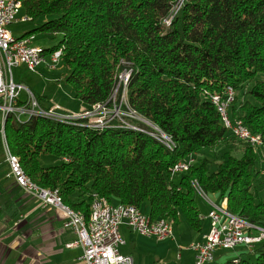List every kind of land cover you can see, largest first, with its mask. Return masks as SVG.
I'll list each match as a JSON object with an SVG mask.
<instances>
[{
	"label": "trees",
	"instance_id": "16d2710c",
	"mask_svg": "<svg viewBox=\"0 0 264 264\" xmlns=\"http://www.w3.org/2000/svg\"><path fill=\"white\" fill-rule=\"evenodd\" d=\"M21 1L31 21L53 17L24 35L61 34L58 45L43 50L63 47L61 62L70 69L67 83L76 98L86 107L106 102L129 68L128 106L176 144L171 150L127 125L95 130L41 115L21 122L10 112L8 145L33 182L59 191L64 204L88 220L93 195H101L114 204L148 205L153 220L176 226L184 219L202 233L206 218L196 181L230 212L264 227V199L255 187L263 153L236 139L239 155L231 145L216 163L195 158L235 139L208 95L226 86L237 92L231 116L264 138V0H181L180 6V0ZM242 87L249 91L240 96ZM44 155L60 163L44 166ZM189 156V170L172 177L173 166ZM233 251L223 264H264V240Z\"/></svg>",
	"mask_w": 264,
	"mask_h": 264
},
{
	"label": "built area",
	"instance_id": "2783aa9c",
	"mask_svg": "<svg viewBox=\"0 0 264 264\" xmlns=\"http://www.w3.org/2000/svg\"><path fill=\"white\" fill-rule=\"evenodd\" d=\"M181 0L179 2L180 6ZM20 3H11V0H0V111L13 112L16 119L24 122L29 120L33 114L51 115L52 120L78 119L91 123V129L98 130L99 127H106L107 124H121L140 126V132L148 134V131H158L161 137L169 142L172 137L161 134V128L154 122H142L140 113L133 112L132 106H128L127 91H125L124 80H129L128 74H120V87L113 93L106 102L96 103L85 107L80 111H69L58 104H44L29 88L16 83L13 78V67L25 65L27 69L35 71L44 66L49 70H55L61 63L63 47L59 50L50 51L52 62L39 63L34 60V36H16L9 29L14 23L19 11ZM179 8V7H178ZM177 8V9H178ZM177 10L166 20L171 23ZM30 21L31 18H24ZM9 72L10 79L6 76ZM26 90L25 97L21 93ZM236 90L232 86H226L222 91L210 93L209 98L219 108L222 122L227 123V130L237 140H243L264 153V141L261 135L253 133L251 129L239 118L231 116V104L235 100ZM1 135V134H0ZM5 153V152H4ZM9 166L8 176L27 194L36 197L44 206H55L53 194L51 197H41L39 192L30 189L29 185L16 175L8 155L5 153ZM194 162H190V156L183 162L176 163V175L189 170ZM193 187L196 192L204 198L203 189H198L196 181ZM210 205L208 214L201 218L209 219V229L201 237L190 242L188 249L195 253V264H216L215 252L219 249L234 250L240 246L252 249L256 243L264 240V227L248 222L244 217L223 211V200L220 203L204 198ZM106 204L109 202L101 195H93L91 200L92 226L90 229H83L81 216H71L69 212L58 209L66 214L65 225L74 229L78 235L75 243L83 245L84 252L76 264H134L130 254L121 252V247L126 240L122 232V226L127 225L131 230L145 237H154L158 240L175 238L174 230L170 226H162L161 218L156 219L153 227H146L144 211L132 204H114V214H106ZM238 262L236 258L234 260Z\"/></svg>",
	"mask_w": 264,
	"mask_h": 264
},
{
	"label": "crops",
	"instance_id": "0c3cea01",
	"mask_svg": "<svg viewBox=\"0 0 264 264\" xmlns=\"http://www.w3.org/2000/svg\"><path fill=\"white\" fill-rule=\"evenodd\" d=\"M3 140L4 138L1 141L6 153L5 141L3 142ZM8 172L9 166L5 154L3 156L0 153V264H76L83 254L84 248L80 243L69 245L77 241L78 235L73 228L65 225L66 214L54 206L42 205L36 197L24 192L8 176ZM204 198H209L208 193L207 197L204 195ZM223 208L228 209L225 206ZM205 220L208 221V226H205L206 231L197 233L192 228V231L185 229L183 230V237L189 239L190 242L201 237L209 229V219L206 218ZM172 222L173 228H175L174 221ZM126 226L123 225L125 228H122L126 240L125 245L132 243V246L137 249L138 243H134L136 244L134 245L133 242L136 239H138L136 242H140L139 236L142 235ZM152 238L155 239V243L157 241L158 244L165 245L161 242L166 239L156 240L154 237L144 239L151 240ZM168 239L173 240L175 238ZM185 251V254L178 253L177 259H172L168 264H195V253L188 248ZM223 251L219 249L215 252L219 256V258H215L216 264H223L228 259L221 263L218 262L217 259L226 257ZM124 254H130L135 264L136 257L132 252ZM233 257H235L234 253L229 258ZM138 262L140 264V259Z\"/></svg>",
	"mask_w": 264,
	"mask_h": 264
},
{
	"label": "rangeland",
	"instance_id": "374dc122",
	"mask_svg": "<svg viewBox=\"0 0 264 264\" xmlns=\"http://www.w3.org/2000/svg\"><path fill=\"white\" fill-rule=\"evenodd\" d=\"M19 11H21V13L17 16L16 18L17 20L9 26V29L16 36H22L25 33H28L29 31L33 30L35 27L43 24L45 21L53 18V17H45V18H40L36 21H31V20L26 21L24 20L26 14L24 11L21 10V7ZM60 41H61V34L46 35V34L36 33L34 35L33 45H38L45 49H49L54 45H58ZM41 47L39 48L43 49ZM69 72L70 69L62 62L57 66L55 70H49L42 66L37 68L35 71H31L27 69L25 65L13 67L12 70L14 81L29 88L38 98H41V101H43L44 104L47 105L48 103H50L52 105L58 103L65 110L80 111L83 108H85L86 104L80 99L75 97L73 89L67 83V76L69 75ZM6 76L8 77V79H10L9 72H7ZM128 83L129 80H127V82L124 84V87L127 84V88H128ZM248 84L249 85H247V88L249 89L254 85V82H250ZM244 88L242 87V91L240 92L241 95L239 94L240 96H242L243 93L249 91L248 89L246 88L244 89ZM25 92L26 90H24L21 93L20 95L21 98L25 97ZM236 94H235V98H236ZM6 115L7 114H4L3 116V114L0 111L1 130L3 129V127L5 129L4 124H5ZM140 117L142 122H151L141 115ZM1 136L2 134L0 135V153L4 156L5 153L3 149V143L1 141L3 139V136L2 139ZM231 145H232V150L233 152H235L236 155H239L242 152L243 148L240 145V142L238 143L236 139L232 138L230 139L229 142L223 143L222 146H220L216 150H211L208 148L202 149L200 152L195 154V158L198 161L203 156H207L213 163L214 162L216 163L219 155L223 151L229 150ZM41 163L44 166L56 165L60 163V160L59 158L52 155H44L41 159ZM257 167L260 170V175L255 182V187L258 193V197L260 199H264V153L259 157ZM210 170L211 171L215 170L214 164L211 166ZM208 196L213 202L220 203L219 196L217 197L211 193ZM196 200L198 201V204L202 210L201 214L202 215H205L206 213L208 214L209 212L208 209H210V205L207 203V201L199 194L196 195ZM224 205L225 204H223V206ZM142 210L148 214L149 206L144 205L142 207ZM205 222L206 220L203 223ZM205 226L206 227L208 226V221L206 222ZM126 227L129 228L128 226ZM170 227L173 228V225L171 224ZM122 228L125 227L122 226ZM129 229L131 230V228ZM185 229L192 231L191 227L186 223L184 219H182L181 223L175 226V230H174L175 239L173 240L166 239L163 242H161V244L165 243V245L162 246L158 244L157 241L155 243V239L153 238L151 240H146L144 239L146 237H142L138 235L141 241L136 242L138 240L136 239V241L133 242V244L138 243V245L136 246L137 249L134 246H132V243H128L127 245L121 248V252L122 253L132 252L134 257H136L135 264H139L138 259H140V264H154V263L168 264V262H171L172 259H177L178 253L180 254L186 253L185 249L190 244V241L189 239H186L182 235L183 230ZM223 250L224 249H222V251ZM223 252L225 253L226 257L223 258L221 257L220 259H217L219 263L224 262V260L233 256L234 251L224 250ZM215 258H219V256L217 255ZM252 259H255V257Z\"/></svg>",
	"mask_w": 264,
	"mask_h": 264
},
{
	"label": "bare ground",
	"instance_id": "6f19581e",
	"mask_svg": "<svg viewBox=\"0 0 264 264\" xmlns=\"http://www.w3.org/2000/svg\"><path fill=\"white\" fill-rule=\"evenodd\" d=\"M11 3H20V2H19V0H11ZM20 7L21 6L19 4V10H20ZM44 52H47V51H45L43 49H40L37 46H34V60L39 62V63L52 62V55L50 54V56H46L48 54H46ZM126 73L128 74V76H131V74H132V72H131V70H129V68L128 69H124L120 74H126ZM118 82L119 83H118L117 89L120 87V76H119V81ZM126 82H127V80H124V84ZM126 88H127V84L125 85V91L128 90V88H127V90H126ZM117 89L115 90L114 93L117 92ZM8 113H10V112H4L3 116H4V114H8ZM33 115H41V116L52 118L51 115H44V114H33ZM58 121L64 122V124L67 123V124H71V125L84 126V127H90L91 128V123H87L86 121H82V120H78V119H59ZM224 124L227 127V123L224 122ZM109 125L110 124H107L106 127H108ZM127 126L133 128L134 130H140L139 126H135V125H127ZM99 128H104V127H99ZM0 133L2 134V136L4 138V141H5L6 154L8 155V161L11 163L15 174L20 176V178H22L25 181V183H27L29 185L30 189L35 190V192H39L41 197H51V194H53V199H54L56 208L66 210L67 212L70 213L71 216H81V226H83V229H90V226H92V217L88 220L86 218V216L82 212H77L74 209H72L69 206H67L66 204H64L62 196H61L59 191L43 188V187L37 185L35 182H33L31 180V178L25 173L24 169L22 168V165H21L20 161L10 151L4 127L0 131ZM148 133L151 135V137L153 136L154 138L159 140V142H162L169 149L172 150V149H174V147H176L175 146L176 144L173 142L172 139L169 142L165 141L161 137V135L159 134L158 131H148ZM161 134L166 136V137H169L165 133H163L162 131H161ZM241 141H243V140H241ZM261 141H264V138L262 137V135H261ZM193 161H194L193 158H190V162H193ZM181 162H183V161H181ZM173 172L176 173V168L173 169ZM196 186H197L198 189H202V187L197 182H196ZM204 195L207 197V194L205 192H204ZM223 211L225 213H232L226 208H223ZM106 214H114V204H106ZM154 223H156V220H153L149 214H145L146 227H153ZM161 225L162 226H170V223H168L166 220H161Z\"/></svg>",
	"mask_w": 264,
	"mask_h": 264
}]
</instances>
